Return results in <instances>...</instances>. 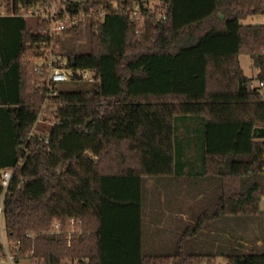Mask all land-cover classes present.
I'll return each mask as SVG.
<instances>
[{
  "label": "trees",
  "instance_id": "1",
  "mask_svg": "<svg viewBox=\"0 0 264 264\" xmlns=\"http://www.w3.org/2000/svg\"><path fill=\"white\" fill-rule=\"evenodd\" d=\"M38 1L0 0V9L19 13ZM67 7L92 13L58 38L67 69L93 72L90 88H49L47 67L34 69L49 48L46 24L0 16V223L16 259L204 264L222 256L227 264H264L261 245L215 252L201 238L220 220L264 215V24L242 23L264 14V0H69ZM87 39L89 50L79 51ZM242 54L256 78L245 75ZM41 113L46 128L38 127ZM184 117L202 122L200 157L218 199L186 226L173 252L147 255L145 184L178 174L176 121Z\"/></svg>",
  "mask_w": 264,
  "mask_h": 264
},
{
  "label": "rangeland",
  "instance_id": "2",
  "mask_svg": "<svg viewBox=\"0 0 264 264\" xmlns=\"http://www.w3.org/2000/svg\"><path fill=\"white\" fill-rule=\"evenodd\" d=\"M74 1L83 2L85 0H74ZM243 24L245 25L246 24H264V14L249 16L247 21H243ZM63 42L70 51L73 50L74 45L71 39L66 38ZM89 48H90L89 39H87L85 42H82L78 46V50L81 52L88 51ZM58 49H60V51L63 53L62 45ZM240 61H241V65L246 75L251 78H256L258 68H256L253 65L250 56L246 54L241 55ZM253 83L256 85L258 82L257 80H254ZM91 86H92V83L88 81L70 79L67 82L58 84L56 88L61 89V90H75V89H81V88H90ZM47 126H49V123L45 120L44 113H41L38 127L46 128ZM195 180L198 183L195 184L193 188H191L189 184H183V187L181 189H177V190H182V191H176V192H181V193L193 192L195 194L193 202L188 200V203H192L191 208L193 209V212H194L193 215L191 214L192 216H196L200 211L206 209V207H208L209 209H212L218 199V191L214 188L215 186L214 181L201 180V179H195ZM169 191L171 192L172 190L169 189L168 185L163 186L162 184L157 183L155 180H149L145 184L143 204H144L145 211L148 208L147 212H148V217L150 219L147 220L148 223L146 222L144 223V229L146 231V235H145L146 244L143 245V250L145 251L147 248V244H150L151 254H161V253L173 252L176 249L175 247L176 243L181 235V233L179 232L182 229L179 230L178 232H175V231L171 232L170 230H168L165 236L152 235V229L154 228V224H153V219L151 218V215L154 213H152L151 210L158 211V209H165L166 205L164 204L175 203V200L168 199V195L163 196V194H168ZM158 194H160V196H158ZM156 197L157 198L159 197L161 199L164 198V201H163L164 204H162L161 206L156 205L154 208L152 206V203L158 201L154 199ZM180 197L181 196H179V198ZM212 197H214L213 198L214 200L212 199ZM179 206L180 205L178 204L177 207ZM261 207L264 208V198H263ZM190 213H191L190 210L188 211V213H186L187 218H191ZM0 224H1L2 235L4 239L8 242L4 228H3L2 220ZM151 226L153 228H151ZM147 232H149V234ZM218 237H220L219 245L223 244L227 252L231 248H237L239 251H249L256 245H261L264 247V215L244 216V217H238L237 219L231 218V219L224 220V221L220 220L213 226L211 230H209V232H207L201 238L203 241H206L208 238L213 239V238H218ZM155 241L157 242L155 243ZM258 241H261V242L258 243ZM0 264H12V262L10 261L9 257H6V258H2V260L0 261ZM16 264H36V263H34L31 259H20L18 263ZM66 264H76V263L68 262ZM204 264H227V262L225 258L218 257L214 263H204Z\"/></svg>",
  "mask_w": 264,
  "mask_h": 264
},
{
  "label": "crops",
  "instance_id": "3",
  "mask_svg": "<svg viewBox=\"0 0 264 264\" xmlns=\"http://www.w3.org/2000/svg\"><path fill=\"white\" fill-rule=\"evenodd\" d=\"M247 20H248V17L243 21H247ZM243 21H242V23H243ZM246 25H248V24H246ZM242 55H244V54H242ZM240 57H241V55H240ZM240 63H241V61H240ZM252 63H253V61H252ZM243 71H244V69H243ZM245 75H246V73H245ZM253 85H255V84L253 83ZM201 125H202V122H200V120L195 118V117L194 118L193 117H184V118L177 119V121H176L175 149L184 152L183 159L176 161V166L179 169L178 174L175 175L174 177L155 180L157 183H160L163 186L168 185L169 189H171L172 191L171 192L169 191L168 194H163V196L168 195V199L169 200H175V203L164 204V202H163L164 198H162V199L159 197L154 198L155 200H158L157 202L152 203V206L154 208L156 205L161 206L162 204L166 205V208L165 209H158V211L157 210L156 211L151 210L152 213H154L151 215V218L153 219V224H154V228L151 226V228H153L152 229V235H158V236L163 235V236H165L167 234L168 230H170L171 232L172 231L178 232L181 229L182 230L179 233L182 234V232L185 230L186 226L188 224L193 223V221H194L195 216H192L194 214L193 209L191 208L192 203H188V200L193 202L195 194L193 192H190V193H188V192H183V193L176 192V191H182V190H177V189H181L183 187V184H189V186L191 188H193V186H195V184L198 183L195 179L213 181L211 175L205 173V171L203 170L204 164H203V161L201 160V157H200V153L203 151V144L200 140L201 136L203 135V128ZM190 187H189V189H190ZM158 196H160V194H158ZM179 196H181V197L179 198ZM213 198L214 197H212V199ZM178 204L180 205L179 207H177ZM146 208H147V206H146ZM261 208H262V210H264L263 207H261ZM166 209H168V210H166ZM206 209H209V208L206 207ZM143 210H144L143 245H145L146 244V240H145L146 231L144 229V223L145 222L148 223L147 220L150 218L148 217V212H147L148 208L145 211L144 204H143ZM189 210L191 212L190 215L192 214L191 218H187V216H186V213H188ZM165 228H166V230H165ZM147 233L149 234V232H147ZM219 240H220V237L213 238V239L208 238L206 241H207V244L210 243L209 245L216 252V251H219L220 247L224 248L223 244L219 245L220 244ZM156 242L157 241H155V243ZM260 242L261 241H258V243H260ZM176 245H177V243H176ZM150 249H151V245L147 244L146 250L145 251L143 250V251L147 255H160V254H151ZM169 253H171V252H169ZM161 254H167V253H161ZM219 257H222V256H219Z\"/></svg>",
  "mask_w": 264,
  "mask_h": 264
},
{
  "label": "built area",
  "instance_id": "4",
  "mask_svg": "<svg viewBox=\"0 0 264 264\" xmlns=\"http://www.w3.org/2000/svg\"><path fill=\"white\" fill-rule=\"evenodd\" d=\"M69 0H39L36 4L23 8L16 13L14 9L10 12L6 9H0V16H15L19 15L28 20L39 21L45 23L47 26L46 33L49 37V48L44 51V56L40 59L35 60V70L41 71L45 66L48 69V80L47 86L49 88L56 87L60 83H64L72 79L73 70L67 69L65 66L67 64L66 59L62 56V52L58 49L61 45L58 41V38L62 37L64 32L71 26H78L81 22H89L92 13L78 12L72 13L67 7ZM130 18L132 21L140 17L139 7L136 6L130 12ZM159 18H165L163 13H160ZM40 31V29H39ZM71 71V72H70ZM78 72L77 80H84L90 83H95L96 77L93 72L89 70H76ZM75 77V76H74ZM259 91L264 100V82H259ZM13 171L8 169L3 172L2 175V184L4 187H8L10 180L12 178ZM78 221L74 218L71 219L70 225L73 227L72 231L69 232L71 235L75 231V227ZM60 224L56 223L54 229L59 231ZM2 233V232H1ZM2 241L6 249V256L2 258L9 257L12 264L18 263L19 260L16 259L15 255L11 252V243L7 242L3 235Z\"/></svg>",
  "mask_w": 264,
  "mask_h": 264
},
{
  "label": "water",
  "instance_id": "5",
  "mask_svg": "<svg viewBox=\"0 0 264 264\" xmlns=\"http://www.w3.org/2000/svg\"><path fill=\"white\" fill-rule=\"evenodd\" d=\"M72 66H76V63H75V58L73 57L72 58ZM73 75L76 77V78H79L78 76V72L76 70H73ZM249 85H251V83H249ZM93 160H95V158H93Z\"/></svg>",
  "mask_w": 264,
  "mask_h": 264
}]
</instances>
